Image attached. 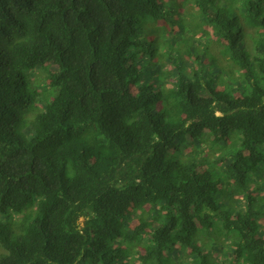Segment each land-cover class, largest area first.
Returning <instances> with one entry per match:
<instances>
[{
    "label": "trees",
    "instance_id": "1",
    "mask_svg": "<svg viewBox=\"0 0 264 264\" xmlns=\"http://www.w3.org/2000/svg\"><path fill=\"white\" fill-rule=\"evenodd\" d=\"M0 264H264V0H0Z\"/></svg>",
    "mask_w": 264,
    "mask_h": 264
},
{
    "label": "rangeland",
    "instance_id": "2",
    "mask_svg": "<svg viewBox=\"0 0 264 264\" xmlns=\"http://www.w3.org/2000/svg\"><path fill=\"white\" fill-rule=\"evenodd\" d=\"M80 221H82V220H80Z\"/></svg>",
    "mask_w": 264,
    "mask_h": 264
}]
</instances>
